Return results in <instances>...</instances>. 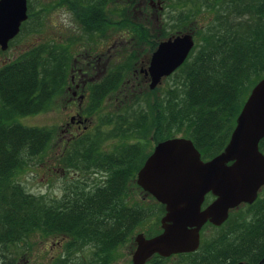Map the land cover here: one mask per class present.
<instances>
[{
    "label": "trees",
    "instance_id": "1",
    "mask_svg": "<svg viewBox=\"0 0 264 264\" xmlns=\"http://www.w3.org/2000/svg\"><path fill=\"white\" fill-rule=\"evenodd\" d=\"M168 1L172 14L177 13L171 18L173 27L183 29L181 26L188 24L180 34H194L195 48L182 67L165 79L172 80V85L162 91L160 86L150 90L144 79L130 80L133 86L125 88L129 95L123 103L124 110L128 109L126 122L117 125L113 120L122 116L114 119L102 114L92 139L87 135L71 142L65 164L86 175L96 172L102 180H78L73 187L66 186L60 198L47 200L27 193L15 177L46 153L53 141V129L26 126L19 120L46 111L66 89L73 64L69 48L43 44L0 68V240L18 242L41 233L66 241L63 264H111L118 248L132 241L145 220L165 214L159 203H129L137 174L155 147L152 143L188 138L205 161L225 149L247 98L264 78V0ZM84 2L83 23L103 34L109 22L106 9L113 0ZM123 25L137 35L131 36L136 54L141 42L148 44V39L159 38L143 25L130 21ZM159 34L166 35L164 31ZM152 44L153 49L158 45ZM129 72L127 64H122L91 85V114L126 85ZM112 126L114 131L109 129ZM103 135L106 142L118 139L122 143L106 152L97 146L98 140L92 142ZM260 150L264 152V139ZM260 203L263 213L259 224L237 234L241 244L232 255L228 249L215 252L206 244V249L175 257L187 258L186 264L245 259L252 245L264 241V230L259 235L264 227V201ZM159 233L161 229L154 236ZM86 249L91 252L89 259L74 258ZM260 249L263 252L264 246ZM168 260L171 258L156 255L147 264H166Z\"/></svg>",
    "mask_w": 264,
    "mask_h": 264
},
{
    "label": "rangeland",
    "instance_id": "2",
    "mask_svg": "<svg viewBox=\"0 0 264 264\" xmlns=\"http://www.w3.org/2000/svg\"><path fill=\"white\" fill-rule=\"evenodd\" d=\"M146 1L148 3L144 6ZM153 1L113 0L109 8L106 9V18L110 23L108 22L105 32L100 34L87 28L83 23L82 15L84 13L82 10L87 8L84 0H28V12L31 16L28 21L23 23L20 34L10 42L8 50L5 52L0 50V68L43 44L56 43L58 46L68 47L73 57L70 71L78 65L79 68L80 66L84 68L83 72H87L86 103L89 105L92 98L91 85L101 82L110 71L120 65L127 64L130 72L125 79L126 85L121 87L117 94L107 98L98 112L87 114L89 118L87 125L90 129L92 128L91 134L100 128L102 114L104 116L112 115L114 119L115 116H122L121 119L113 120L117 125H122L127 121L124 118L128 116V109L124 110L123 103L128 99L129 94L125 88L132 84L130 80L141 76L144 78V73H141V70L148 68L151 55L160 42L168 39V37L179 35L185 27L184 30L189 28L188 24L182 25L181 28L183 29L173 27L175 22L171 18L177 16V13L172 14L168 0H155V7L151 5ZM128 21L147 27L151 35L159 36V38L148 39V44L145 41L141 42L136 54V46L131 36L134 35L133 37L137 38V35L133 33L131 27L123 25L124 22ZM188 23L193 25L191 22ZM160 31H164L166 35L159 34ZM153 42L158 43L154 49ZM90 64H92L91 68H89ZM169 85H172V80H163L160 85L161 91ZM130 88L128 86L127 89ZM139 92L142 93L143 91L140 90ZM62 99H55L52 107L46 111L19 120L26 126L53 129L55 132L48 151L36 158L33 164L20 170L15 177V182L20 184L27 193L42 196L47 200L60 198L63 194V188L67 185L73 187L72 184L77 183L78 180L82 182L87 179V182L93 181L92 183L102 180V175L96 172L90 171L86 175L73 166L69 168L65 164L67 150L70 148L66 143H68L70 134L76 135L73 140L76 137L89 134L87 132L79 134L80 130L76 125L71 126L65 132L67 120L75 113V109L70 110V108L75 107L76 102L66 104L65 100ZM129 102L132 104V101L129 100ZM66 105L69 109H65ZM113 128L114 126L109 129L114 131ZM109 129L101 127V130H106L107 134L114 135V132ZM84 140L87 139L84 138ZM95 140H98L97 146L101 149L104 148L106 152L113 151L115 145L122 143V140L118 139L106 142L104 135L92 142ZM64 147L69 148L64 149ZM131 195L132 200H129L131 205L138 201L146 206L157 203L154 198L155 202L137 185H133ZM261 196L264 198V191H262ZM162 217L159 213L157 216L145 220L143 226L136 230L132 241L118 248L111 264H132V255L136 249L134 241L136 235L142 233L146 238L154 237L161 229ZM217 232L219 230H214L213 227L204 229V234L201 235L202 241L204 243L210 242ZM65 247L59 246L58 243L56 244V240L46 238L41 233H38V236L37 234L31 235L30 238H24L18 242H10L8 239L0 240V264H63V256L66 253ZM77 257L89 259L91 252L86 250L82 254L78 253L74 258L77 259ZM186 259L175 258L168 260L166 264H186Z\"/></svg>",
    "mask_w": 264,
    "mask_h": 264
},
{
    "label": "water",
    "instance_id": "3",
    "mask_svg": "<svg viewBox=\"0 0 264 264\" xmlns=\"http://www.w3.org/2000/svg\"><path fill=\"white\" fill-rule=\"evenodd\" d=\"M28 11V0H0L1 51H7L20 34L29 19ZM195 44L194 34L189 32L160 42L148 68L141 70L149 79V89L155 90L182 67ZM263 139L264 78L252 89L230 141L219 155L203 160L193 141L184 137L159 142L138 172L136 184L165 206V215L161 233L152 238L136 235L132 264H147L156 255L169 258L195 253L207 223L221 226L231 210L254 203L264 186ZM208 194L215 200L203 209Z\"/></svg>",
    "mask_w": 264,
    "mask_h": 264
},
{
    "label": "flooded vegetation",
    "instance_id": "4",
    "mask_svg": "<svg viewBox=\"0 0 264 264\" xmlns=\"http://www.w3.org/2000/svg\"><path fill=\"white\" fill-rule=\"evenodd\" d=\"M154 1L151 2V5L153 7H155ZM156 2H158V1H156ZM147 3L148 2L146 1L144 3V6H146ZM168 38H170V37H168ZM85 66H86V70H87V62H86ZM91 67H92V64L89 65V68H91ZM83 70H84V68L82 66H80V68H79V66L77 65L74 67V69H72V71H70V76H71L70 78L71 79L68 82L66 89L63 91V93L61 95L58 96V98H63L65 100L66 104H70L73 101L76 102V106L70 108V110L75 109V113H74V115L70 116L69 120H67V122L65 124V127H66L65 132H67L71 126L76 125L77 128L80 130L79 134L82 132H87L90 135V138H89V140H90V139H92L93 134L90 133V132H92V128L90 129L89 126L87 125V123L89 122V118L87 117V114H90L91 111L88 109V105L86 103L87 102V84H88L87 72H83ZM140 79H144L145 82L149 81L148 77L145 76V74H144V78H142V76H141V77H137V79H135V80L137 82ZM91 82H93V81L91 80ZM138 85H139V82H138ZM65 109H69L68 105L65 106ZM74 136H76V135L70 134L69 139L67 141L68 143H66V145L68 144L67 146H69V147L71 146V142L73 141ZM69 147H64V149L69 148ZM65 188H66V186L63 188V194H64ZM262 191H264V186L260 189V191L258 193V197L254 203L242 204L239 207H237L236 209L231 210L228 220L225 223H223L221 226H215V225H212L210 223H207L202 228L201 235L204 234V229H206L208 227H213L214 230H219V232H217L216 236L213 239H211L210 242L204 243L201 239L199 250L202 247H205L204 249H206V247H207L206 244H208V245L210 244V245H212V248L215 252H217L219 250H223V249H228L230 254L232 255V251L235 252V250L241 244V242L239 241L240 238H237L238 237L237 234L240 233V235H241L242 231H244L248 228H251L253 226L257 227V225L260 222V218L262 217V213H263V211L261 209L263 206H260L261 205L260 202L264 201V198L261 196ZM214 200H215V197L212 194H208L206 197L203 209L205 207H207L209 204H211ZM164 209H165V206H164ZM262 230H264V227H262V229L260 230L259 235H261ZM263 237H264V234H263ZM53 240H56V244L58 243L59 246L65 247V242H66L65 240H62V239L58 240L57 238L56 239L53 238ZM260 240H261V238H260ZM257 243L258 244H254L249 248V254L246 256L245 259H239V258L234 259V257L232 259L229 258V259H227L226 264H231V262H232V264H238L240 262H243L245 264H252V263H255L254 261H257L256 264H259L264 259V251L262 252L260 249L261 246H264V241L261 240L260 244H259V241ZM53 244H55V243H53ZM257 254H259V255H257ZM182 255H187V254H182ZM175 256H178V255H175ZM175 256H172L169 258H171V259L178 258ZM173 257H175V258H173ZM223 257H225V256H223ZM207 258H209V257H207ZM233 259L235 260V262L232 261ZM213 260H215L216 262L219 261L218 258L213 259Z\"/></svg>",
    "mask_w": 264,
    "mask_h": 264
}]
</instances>
